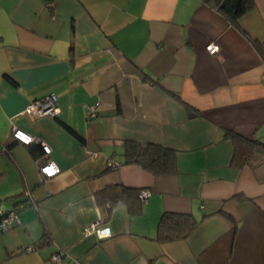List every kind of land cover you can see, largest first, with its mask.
Listing matches in <instances>:
<instances>
[{"label": "crops", "instance_id": "1", "mask_svg": "<svg viewBox=\"0 0 264 264\" xmlns=\"http://www.w3.org/2000/svg\"><path fill=\"white\" fill-rule=\"evenodd\" d=\"M254 4L233 24L213 0H0V209L19 215L0 230V264H264V158L238 166L227 135L264 144ZM49 94L56 118L23 114ZM14 127L50 154L13 140ZM129 142L170 148L174 172L127 163ZM46 161L56 175L40 174ZM123 189L150 191L138 213ZM163 213L197 227L158 241ZM94 223L111 236L82 233Z\"/></svg>", "mask_w": 264, "mask_h": 264}, {"label": "trees", "instance_id": "2", "mask_svg": "<svg viewBox=\"0 0 264 264\" xmlns=\"http://www.w3.org/2000/svg\"><path fill=\"white\" fill-rule=\"evenodd\" d=\"M213 2L217 9L233 24L241 16L253 10L255 6L254 0H213ZM68 130L72 132L70 129ZM227 135L232 137L233 161L238 166L246 163L251 164L256 155L264 158V144L248 141L232 133ZM125 157L127 163L138 164L154 175H168L175 170L173 150L160 144L129 142L126 145ZM262 161L264 159H259L258 163ZM121 196L125 203L131 202L135 207L134 212L138 213L143 201L137 198L136 191L123 189ZM196 227L197 221L191 215L163 213L158 222L156 239L161 242L186 239ZM46 237L47 234L41 238L39 245L45 244Z\"/></svg>", "mask_w": 264, "mask_h": 264}, {"label": "built area", "instance_id": "3", "mask_svg": "<svg viewBox=\"0 0 264 264\" xmlns=\"http://www.w3.org/2000/svg\"><path fill=\"white\" fill-rule=\"evenodd\" d=\"M205 50L209 54L217 53L219 46L216 43L210 42L205 46ZM98 104L89 106L86 108L85 117L87 120L92 119L96 115V110ZM23 114L31 116L33 118L40 117H49L56 118L60 114V108L57 104V97L54 94H49L45 97L32 100L25 108ZM11 138L20 144L29 145L36 144L38 145L42 152L46 155L50 154V148L40 139L35 138L25 132H22L18 128H13L11 132ZM6 151V150H5ZM113 161L110 162L112 164ZM39 172L44 177H51L56 175L59 172L58 167L51 161H46L43 164L38 165ZM26 196H29V193H26ZM150 196L149 190H140L138 193V198L142 201H145ZM31 204L33 202L31 201ZM19 223V215L16 211L5 212L0 209V230L5 231L10 228L12 225ZM82 233L85 235L95 234L98 239H105L111 236V231L108 226H103L100 223L90 224L82 228ZM62 252L53 254L50 257L51 263L60 262L63 257Z\"/></svg>", "mask_w": 264, "mask_h": 264}, {"label": "water", "instance_id": "4", "mask_svg": "<svg viewBox=\"0 0 264 264\" xmlns=\"http://www.w3.org/2000/svg\"><path fill=\"white\" fill-rule=\"evenodd\" d=\"M1 209L6 211V212L10 211L9 208H6L5 206L1 207Z\"/></svg>", "mask_w": 264, "mask_h": 264}, {"label": "clouds", "instance_id": "5", "mask_svg": "<svg viewBox=\"0 0 264 264\" xmlns=\"http://www.w3.org/2000/svg\"><path fill=\"white\" fill-rule=\"evenodd\" d=\"M116 210H120V209H114V211H116ZM124 211V210H123ZM6 212V211H5ZM69 223H71V221H68Z\"/></svg>", "mask_w": 264, "mask_h": 264}]
</instances>
